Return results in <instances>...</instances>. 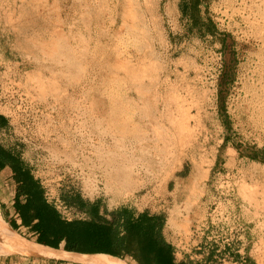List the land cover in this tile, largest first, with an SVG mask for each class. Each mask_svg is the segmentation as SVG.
Instances as JSON below:
<instances>
[{
  "label": "rangeland",
  "instance_id": "rangeland-1",
  "mask_svg": "<svg viewBox=\"0 0 264 264\" xmlns=\"http://www.w3.org/2000/svg\"><path fill=\"white\" fill-rule=\"evenodd\" d=\"M190 1L0 0V111L51 202L264 264V0Z\"/></svg>",
  "mask_w": 264,
  "mask_h": 264
},
{
  "label": "crops",
  "instance_id": "crops-1",
  "mask_svg": "<svg viewBox=\"0 0 264 264\" xmlns=\"http://www.w3.org/2000/svg\"><path fill=\"white\" fill-rule=\"evenodd\" d=\"M192 2L190 0H178V12L179 16H188L190 8L192 7ZM2 64V63H1ZM0 64V83L6 82V70H3ZM2 119H4L5 124L0 125V150L2 154L7 156V161L0 160V213L6 224L16 233H20L28 241L39 243L45 245L46 247L55 248L50 245H46L38 242L40 238L45 237V233H40L38 229L39 219L38 214L35 210L30 208V203L37 197L40 200L55 209L56 206L47 197L46 192L43 189L41 181L35 175V168L33 162L27 160L24 154V145L14 141L11 130V121L8 115L0 111ZM14 162L19 165L20 171L23 175V179L19 181L17 179V174L14 171ZM24 180V181H23ZM82 200V199H81ZM66 201V199H65ZM85 204V208L79 209L82 218H65L60 212L64 220H96V217L92 214V209H98V216L107 222L113 224L114 228L117 229L118 235L124 239H128L130 232L126 229V225H133L138 228V234L135 238L137 241L146 238L145 225H142V215L151 217L153 222L161 218V222L155 229V240H158L160 245L159 249L165 244L171 251L172 264H256L257 260L253 261L248 259L243 255L242 252L237 253L232 245H222L217 247L213 245L210 249L204 252L201 258L191 259L187 256H181L176 248H174L173 243L168 239L164 231L163 215L159 212H153L148 210L136 211L129 207H124L120 209H115L106 212L104 214L103 207L98 203L86 202L82 200ZM67 202V201H66ZM68 203V202H67ZM72 206L70 203H68ZM58 210V209H57ZM128 213V216L121 215L122 213ZM129 219V220H127ZM50 239H53L50 238ZM65 240L60 241L59 248L65 250L64 247ZM137 245V244H136ZM135 245V246H136ZM138 248L133 249L137 251ZM67 252V251H66ZM77 252V251H74ZM83 255L98 254V253H82ZM138 254V251L136 252ZM108 254V253H99ZM132 252L119 251V257L125 260L128 264H139L138 258H134ZM4 260L0 264H84L79 260H70L68 257L60 256H34L22 253H12L6 255Z\"/></svg>",
  "mask_w": 264,
  "mask_h": 264
},
{
  "label": "trees",
  "instance_id": "trees-1",
  "mask_svg": "<svg viewBox=\"0 0 264 264\" xmlns=\"http://www.w3.org/2000/svg\"><path fill=\"white\" fill-rule=\"evenodd\" d=\"M5 124L0 115V125ZM0 160L7 161V156L0 150ZM14 171L17 179L21 181L23 175L20 167L14 162ZM24 181V180H23ZM66 201L76 205L79 209L85 208L84 202L79 196L67 197ZM30 208L39 215L38 229L40 233H45V237L38 242L59 248V243L65 240L64 249L66 251H77L82 253H108L118 255L119 251L132 252L134 258H138L139 264H172L170 249L164 244L160 249L158 240H155V229L161 222V218L153 222L151 217L142 215V225H145L146 238L137 241L138 228L133 225H126L130 232L128 239L118 235L113 224L98 216V209H92V214L96 220H64L59 211L43 203L39 197L30 203ZM128 216V213L121 215ZM129 220V219H127ZM164 223V219L163 222ZM53 239H50L52 238ZM137 244V245H136ZM136 245V246H135ZM138 248V254L133 249ZM120 256V255H118Z\"/></svg>",
  "mask_w": 264,
  "mask_h": 264
},
{
  "label": "bare ground",
  "instance_id": "bare-ground-1",
  "mask_svg": "<svg viewBox=\"0 0 264 264\" xmlns=\"http://www.w3.org/2000/svg\"><path fill=\"white\" fill-rule=\"evenodd\" d=\"M253 110L254 109H252V111ZM1 216H0V248L3 250L5 254L22 253V254L34 255L38 257L39 256H60L66 258L68 257L70 260H79L84 264H128L125 260L108 254L98 253V254L83 255L77 252H70V251L66 252V250L46 247L45 245L28 241L22 236H20L18 233L13 231L6 224V222L3 220Z\"/></svg>",
  "mask_w": 264,
  "mask_h": 264
},
{
  "label": "built area",
  "instance_id": "built-area-1",
  "mask_svg": "<svg viewBox=\"0 0 264 264\" xmlns=\"http://www.w3.org/2000/svg\"><path fill=\"white\" fill-rule=\"evenodd\" d=\"M56 208L58 209V211L65 217V218H69L68 216L73 213V208L65 201V200H61V199H55L54 202ZM75 212V211H74Z\"/></svg>",
  "mask_w": 264,
  "mask_h": 264
},
{
  "label": "water",
  "instance_id": "water-1",
  "mask_svg": "<svg viewBox=\"0 0 264 264\" xmlns=\"http://www.w3.org/2000/svg\"><path fill=\"white\" fill-rule=\"evenodd\" d=\"M66 250V249H65ZM68 251V250H67ZM70 252H74V251H70Z\"/></svg>",
  "mask_w": 264,
  "mask_h": 264
}]
</instances>
